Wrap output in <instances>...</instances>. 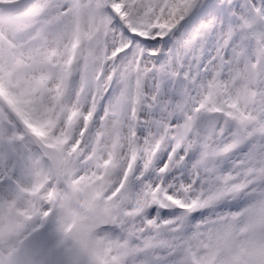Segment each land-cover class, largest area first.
I'll use <instances>...</instances> for the list:
<instances>
[{"label": "snow or ice", "instance_id": "obj_1", "mask_svg": "<svg viewBox=\"0 0 264 264\" xmlns=\"http://www.w3.org/2000/svg\"><path fill=\"white\" fill-rule=\"evenodd\" d=\"M0 264H264V0H0Z\"/></svg>", "mask_w": 264, "mask_h": 264}, {"label": "rangeland", "instance_id": "obj_2", "mask_svg": "<svg viewBox=\"0 0 264 264\" xmlns=\"http://www.w3.org/2000/svg\"><path fill=\"white\" fill-rule=\"evenodd\" d=\"M244 154L253 155L255 153H249V149L247 146H241V148L238 149L237 152L233 154V156H231L229 160L225 162L224 165H222V167L225 168L230 167L232 162L240 160ZM232 203L235 204L236 202H232Z\"/></svg>", "mask_w": 264, "mask_h": 264}]
</instances>
